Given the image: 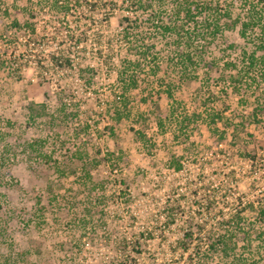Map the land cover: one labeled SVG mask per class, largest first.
<instances>
[{"label": "rangeland", "instance_id": "374dc122", "mask_svg": "<svg viewBox=\"0 0 264 264\" xmlns=\"http://www.w3.org/2000/svg\"><path fill=\"white\" fill-rule=\"evenodd\" d=\"M57 1L0 0V264H264L261 0H213L221 13H230L227 24L236 23L222 25L203 55L218 59L220 67L232 59L233 74L242 73L237 89L230 85L207 100V90L214 88L208 73L215 70L201 68L197 81L182 86L181 97L159 99L167 109L163 133L146 111L150 101H140V89L130 100L141 104L136 110L142 119L112 126L113 107H119L117 68L125 52L109 55L115 47L108 44L119 36L120 18L134 9L96 0L98 13L64 15ZM159 13L167 17L164 10ZM249 18L256 27L249 25L242 37L240 23ZM25 22L36 27L34 47L26 42ZM71 32L89 39L72 51L71 71L51 72V55L68 43ZM167 38L152 39L158 61L170 54ZM201 44L193 40V50ZM252 54L263 62L243 74L244 56ZM78 64L94 68L93 87L79 79ZM34 65H41L40 72ZM205 102L217 115L205 114ZM60 106L66 107L64 114ZM185 116L190 125H182ZM171 158L181 162L179 172L171 168ZM172 203L179 207L170 214ZM234 211L245 216L236 226L227 225L222 219ZM188 228L192 247L173 253ZM224 233L239 249L206 252L191 262L200 249L196 245ZM247 240L251 246L242 250Z\"/></svg>", "mask_w": 264, "mask_h": 264}, {"label": "trees", "instance_id": "16d2710c", "mask_svg": "<svg viewBox=\"0 0 264 264\" xmlns=\"http://www.w3.org/2000/svg\"><path fill=\"white\" fill-rule=\"evenodd\" d=\"M95 1L96 0H90V2L87 0H59L57 3L61 5L60 10L64 15L71 12L81 15L84 12L90 14L98 13L100 11L98 3L101 0H99V2ZM109 3L114 6L117 4H126L128 8L134 9L130 16L120 18L119 36L117 39L110 38L108 44L110 48H113V46L115 47L114 52L112 49L111 54L109 55H113L117 51L120 52V50L125 52L123 58L119 60L117 68L116 87L117 94L119 95L117 107H119H113L112 116L115 118L112 119V126L118 125L119 122L124 119L130 120L132 117L142 119L144 115L142 116L138 114L136 110V108L141 107V104L133 105L130 100L132 91L140 89L142 95L140 101L143 104L150 101V106H148L147 103L145 104L147 107L146 111L150 116L155 117L154 121L156 129L158 128L159 131H162L164 121L167 117V109L162 107V103L159 99L164 98L165 100H174L176 97H181L183 95L182 86L185 82L197 81L198 70L200 71L203 67H205L208 72L215 70V74L213 75L208 73V78L212 82V85H214V88L207 90L209 93L207 100L215 97L218 93L216 91H225L230 85H232L235 90L237 89V83H239V77L242 73L240 74L236 72V74H233L236 66L234 61L228 58L220 67L218 59H215L214 57L208 59L203 55V46L208 44L209 40L213 39L215 35L221 31L223 26L226 28H232L234 23H236L235 21H231L230 24H227V21L230 19V13L226 11L221 13L216 2L213 0H110ZM147 7H149L150 10H145ZM257 9L260 14L264 13L263 0H261L259 7L257 6ZM159 10H164V14L167 17L159 18ZM251 18H249L247 22L240 23V35L242 37L249 27L252 29L256 27L252 22L254 19L251 20ZM104 20L108 23L109 17H105ZM125 21L128 24L126 27L122 25ZM13 24L15 28L19 29L21 27L17 20H14ZM24 25L26 27V32L28 33V40L26 42H28V46H30L31 42L29 41L31 40L32 46L30 47H34L36 42V27L32 22H25ZM144 25H146V27ZM144 28L147 30H143ZM166 38L169 40L167 46L169 47L170 54L164 60L162 59L158 61L157 56L155 55V45L152 44V39ZM69 39L68 43L64 47L62 46L56 55H51V72L56 71L62 74H67L71 71L74 66L71 56L72 51L79 49L78 47L81 45L82 39H84L85 42L89 39V34L71 32ZM193 40L202 43L198 51H194L192 48ZM228 47L230 50L235 49L233 45H229ZM259 48L264 50V45L262 44ZM100 54L101 52H99V55ZM110 59L111 58L109 57L108 61H110ZM102 61L107 63L106 59ZM244 61H246V67L248 70L243 74L251 73L261 62H263V56H260L259 58L254 54L246 57L244 56ZM78 67H80V64H78ZM32 68L34 71L40 72L41 65H34ZM168 68L172 70L171 73L173 74L171 77ZM40 75H42V72ZM251 76L252 75L250 74L248 79L253 82L255 79ZM78 77L83 80L85 87H90V85L93 87L95 83L94 68L89 65L85 66V68L80 67L78 70ZM40 78L50 81V77ZM46 86L48 85L46 84ZM141 87H143V89ZM44 93L47 96L48 93L46 91ZM41 106L43 107V105ZM34 108L36 111L34 112L32 110L34 114L39 115L41 110L38 109V107ZM203 109L207 116L214 117L217 115L213 112L212 108L207 106L206 102L203 103ZM65 110V106H60V113L64 114L63 111ZM42 111L43 114L46 113L44 112V107ZM68 119L64 118L65 121L63 124L66 126L68 125V121L66 122ZM185 122L187 123L185 124ZM181 123L182 125H190L191 121L185 116ZM111 127L110 131L113 130ZM74 157L77 160L82 159L80 153L77 155L75 154ZM170 160L171 168L174 171L179 172L182 168L181 162L174 158H171ZM58 173L56 179L60 182L64 178L65 171L62 170ZM175 200L177 201V199ZM170 205L167 206V210L170 214L173 211H178L179 206L176 203L175 205L173 203ZM242 211H234L222 220H224L227 225L233 224L236 226L245 216ZM261 214L264 215V211H262ZM163 217L164 216H162V218ZM192 234L193 233L190 232L188 228L187 232L183 233L181 241L177 243L178 246L172 248L173 253H175L177 249L181 250V252H187L190 250L192 247V241L190 240ZM249 246H251V242L247 240L246 244L241 247L242 250H247ZM198 247H200V249L193 253L196 258L192 259L191 262H193V260H199L201 254L206 252L212 253L221 251L227 254L233 253L239 249L238 243L233 242L231 237L228 238L225 233L224 235L216 236L205 244L196 245L194 249ZM131 251H134V248H132ZM136 253L137 255H140L139 252ZM196 264H198V262H196Z\"/></svg>", "mask_w": 264, "mask_h": 264}]
</instances>
